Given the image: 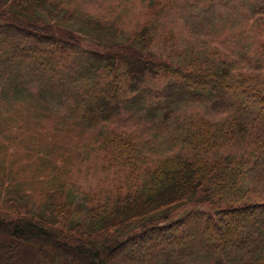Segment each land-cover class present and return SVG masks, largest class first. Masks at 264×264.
<instances>
[{
    "label": "trees",
    "instance_id": "obj_1",
    "mask_svg": "<svg viewBox=\"0 0 264 264\" xmlns=\"http://www.w3.org/2000/svg\"><path fill=\"white\" fill-rule=\"evenodd\" d=\"M58 3L0 0V264H264V0L186 1L207 39L165 55ZM87 140L113 190L72 174Z\"/></svg>",
    "mask_w": 264,
    "mask_h": 264
},
{
    "label": "rangeland",
    "instance_id": "obj_2",
    "mask_svg": "<svg viewBox=\"0 0 264 264\" xmlns=\"http://www.w3.org/2000/svg\"><path fill=\"white\" fill-rule=\"evenodd\" d=\"M186 1L191 6L197 0H59L57 7L85 9L89 12L92 19L99 20L98 22L104 27L114 29L120 38H124L127 34L131 37L134 36L135 32L139 31L143 26H147L150 31L156 28L151 49L157 55H165L174 47L186 48L192 42L207 39L201 36V19L198 22L196 30L186 21ZM196 5V7L195 5L191 6L193 10L201 8V0ZM215 5H217L216 1L213 3V6ZM64 11H49V19H46L48 20V24H56L60 20V17L64 20L67 19L63 14ZM233 14H226L216 24L211 21V29L217 33V36L214 38L215 42L224 40L230 43L234 33L240 28V23L234 20ZM236 15L238 16L237 13ZM244 15L243 13L239 14V16ZM44 18L47 17L44 15ZM247 24L245 29L251 31L253 37H258L253 21H248ZM56 27L58 26L56 25ZM170 28L173 29L174 37L172 42L174 43V47L171 46L169 40H164L165 32ZM84 38L89 45L100 49L104 48L103 45L98 44L93 39L91 33L88 36L85 35ZM107 39L117 40L118 38L115 36L111 37L107 32ZM152 98L153 100L157 98L154 91ZM150 124L151 122L148 118L138 112L133 115H123L106 126L109 128L121 126L125 129H141L143 133H146ZM98 129L89 132L88 135L94 137ZM92 146L93 142L87 140L85 145L76 149L77 157L84 158L85 161H88V164L77 165L71 169V172L74 174V177L78 176L77 183L84 188L87 187L92 191L101 190L102 192L113 190L111 180L114 179V175L111 174L106 177L105 174L103 175L98 170H95L92 161H89L97 156V154L90 152ZM202 207L205 208L208 205H202ZM191 264L204 263L195 262Z\"/></svg>",
    "mask_w": 264,
    "mask_h": 264
}]
</instances>
